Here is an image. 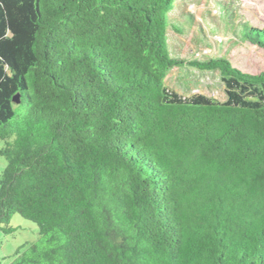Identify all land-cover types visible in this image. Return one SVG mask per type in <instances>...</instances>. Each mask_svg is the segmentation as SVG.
<instances>
[{
	"label": "trees",
	"instance_id": "1",
	"mask_svg": "<svg viewBox=\"0 0 264 264\" xmlns=\"http://www.w3.org/2000/svg\"><path fill=\"white\" fill-rule=\"evenodd\" d=\"M174 5L0 0V231L38 227L7 264H264V70L172 57ZM185 64L225 100L168 88Z\"/></svg>",
	"mask_w": 264,
	"mask_h": 264
},
{
	"label": "rangeland",
	"instance_id": "2",
	"mask_svg": "<svg viewBox=\"0 0 264 264\" xmlns=\"http://www.w3.org/2000/svg\"><path fill=\"white\" fill-rule=\"evenodd\" d=\"M168 16L166 40L172 57L201 61L225 56L243 70H264V52L242 44L239 29L246 21L264 27V0H175ZM164 83L183 96L226 98L217 72L189 64L170 70ZM5 164L0 156V172ZM9 225L14 228L12 233L0 231V264L9 263L16 248L38 238L37 225L17 213L11 215Z\"/></svg>",
	"mask_w": 264,
	"mask_h": 264
}]
</instances>
